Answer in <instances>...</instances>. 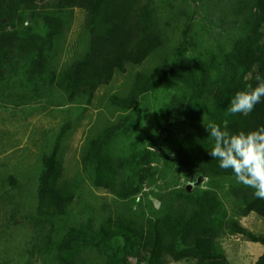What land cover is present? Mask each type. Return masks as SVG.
I'll return each mask as SVG.
<instances>
[{"label": "trees", "instance_id": "16d2710c", "mask_svg": "<svg viewBox=\"0 0 264 264\" xmlns=\"http://www.w3.org/2000/svg\"><path fill=\"white\" fill-rule=\"evenodd\" d=\"M229 3L231 21L237 27L233 36L191 57L186 55L183 38L170 59L164 56L153 72L136 74L127 95L110 98L119 110L129 111L156 78H169L177 91L162 106L155 124L169 137L151 138L125 154L114 141L126 124L110 123L86 143L81 155L82 167L92 172L94 185L123 201H135L143 191L147 177L157 172L155 164L164 148L170 149L179 171L208 178L209 185L177 187L168 191L158 209L110 213L97 224L89 221L86 229H70L58 241L49 237L47 252L54 253L61 264H87L82 254L89 249L102 255L105 264H168L189 259L196 264H232L218 242L226 231L264 246V234L228 216L217 182L231 180L230 192L241 202L244 216L255 212L264 218V199L255 198L253 189L238 183L231 170L221 169L208 154L214 140L207 123L215 122L230 133L264 125V98L248 115L228 114L235 93L249 83L255 86L257 74L264 76V0ZM75 8L85 11L90 40L84 52L61 67L57 53ZM31 17L43 21V32L20 29ZM164 41L154 0H47L40 9L35 0H0V83L14 82L24 90L38 86L39 80L59 89L71 102L91 100L117 71L126 72L128 64L141 65ZM59 152L57 141L41 157L38 219H66L77 198L79 183L65 177ZM6 179L14 181L12 175ZM255 264H264V251Z\"/></svg>", "mask_w": 264, "mask_h": 264}, {"label": "rangeland", "instance_id": "374dc122", "mask_svg": "<svg viewBox=\"0 0 264 264\" xmlns=\"http://www.w3.org/2000/svg\"><path fill=\"white\" fill-rule=\"evenodd\" d=\"M37 9L47 0H35ZM51 1V0H49ZM158 6L165 37L164 46L141 65L128 64L126 72L117 71L112 82L98 89L91 100H68L59 89L42 85L28 89L14 82L0 83V264H61L54 253L47 252L49 237L58 241L70 229H86L89 221L98 223L105 215L121 211L146 212L158 209L168 191L177 187H207L208 178L194 177L179 171L169 148L159 153L157 172L149 175L143 191L135 201H123L107 189L94 185L93 174L81 162L86 143L110 123L126 126L114 141L119 152L130 154L149 139L166 140L169 133L156 128L162 106L177 91L170 79L156 78L151 88L131 110L123 112L110 101L111 96L127 95L138 72H153L164 56L172 57L178 44L186 38V55H201L233 36L229 0H154ZM69 30L57 53L59 66H65L84 52L90 35L85 27V11L75 8ZM21 30L43 32V21L31 17ZM19 79V78H18ZM23 95V96H22ZM125 116V117H124ZM59 142V156L65 177L79 183L77 198L66 219H38L37 183L41 157ZM169 156V158L165 157ZM12 175L13 183L6 178ZM3 179V180H2ZM231 180L217 182L224 209L230 218L256 234H264V218L252 212L242 213L241 202L230 192ZM129 206V208H127ZM232 264H255L263 253L261 243L251 242L240 234L224 232L218 239ZM82 259L87 264H105V258L86 250ZM134 263L135 259L131 258ZM168 264H196L189 259Z\"/></svg>", "mask_w": 264, "mask_h": 264}, {"label": "clouds", "instance_id": "9594fccd", "mask_svg": "<svg viewBox=\"0 0 264 264\" xmlns=\"http://www.w3.org/2000/svg\"><path fill=\"white\" fill-rule=\"evenodd\" d=\"M235 93L228 106L230 115H248L264 98V76ZM205 125V124H204ZM214 146L208 154L219 162V167L231 170L238 183L253 189L257 199H264V125L255 130L230 133L215 122L205 125Z\"/></svg>", "mask_w": 264, "mask_h": 264}, {"label": "water", "instance_id": "95a60500", "mask_svg": "<svg viewBox=\"0 0 264 264\" xmlns=\"http://www.w3.org/2000/svg\"><path fill=\"white\" fill-rule=\"evenodd\" d=\"M188 188H189V189H191V187H190V186H188Z\"/></svg>", "mask_w": 264, "mask_h": 264}]
</instances>
